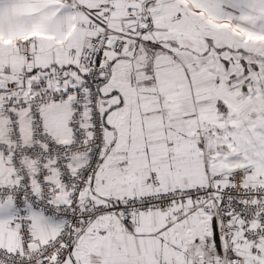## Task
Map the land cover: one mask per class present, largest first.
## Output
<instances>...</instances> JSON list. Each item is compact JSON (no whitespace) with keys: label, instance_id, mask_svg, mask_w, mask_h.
Returning <instances> with one entry per match:
<instances>
[{"label":"snow or ice","instance_id":"obj_1","mask_svg":"<svg viewBox=\"0 0 264 264\" xmlns=\"http://www.w3.org/2000/svg\"><path fill=\"white\" fill-rule=\"evenodd\" d=\"M0 264H264V0H0Z\"/></svg>","mask_w":264,"mask_h":264}]
</instances>
